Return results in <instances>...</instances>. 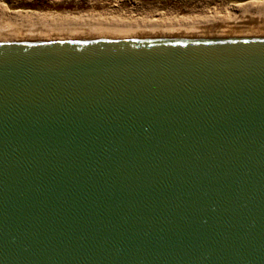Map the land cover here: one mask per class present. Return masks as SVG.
Instances as JSON below:
<instances>
[{
  "label": "water",
  "instance_id": "95a60500",
  "mask_svg": "<svg viewBox=\"0 0 264 264\" xmlns=\"http://www.w3.org/2000/svg\"><path fill=\"white\" fill-rule=\"evenodd\" d=\"M0 264H264V40L0 45Z\"/></svg>",
  "mask_w": 264,
  "mask_h": 264
},
{
  "label": "bare ground",
  "instance_id": "6f19581e",
  "mask_svg": "<svg viewBox=\"0 0 264 264\" xmlns=\"http://www.w3.org/2000/svg\"><path fill=\"white\" fill-rule=\"evenodd\" d=\"M227 7L223 12H214L209 17L190 18L195 20L193 22H185L182 19L178 22L171 18L172 21L164 23L157 21L158 19L146 22L141 17L121 18L115 16V12L112 14L108 11L76 16L8 13L0 5V45L75 41H194L252 38L264 40V2ZM105 14L111 15L108 17Z\"/></svg>",
  "mask_w": 264,
  "mask_h": 264
},
{
  "label": "rangeland",
  "instance_id": "374dc122",
  "mask_svg": "<svg viewBox=\"0 0 264 264\" xmlns=\"http://www.w3.org/2000/svg\"><path fill=\"white\" fill-rule=\"evenodd\" d=\"M261 2L264 0H55L54 2L52 0L50 2L47 0H31L30 2L26 0H0V5L8 13L69 14L76 16L108 11L112 14L115 12L114 15L121 18L126 16L141 17L146 22L154 19H158L159 22L172 20L179 22L181 19L185 22H193L195 20L190 18L209 17L214 12H223L227 6ZM105 15L109 17L111 14ZM171 18L173 19L170 20Z\"/></svg>",
  "mask_w": 264,
  "mask_h": 264
},
{
  "label": "crops",
  "instance_id": "0c3cea01",
  "mask_svg": "<svg viewBox=\"0 0 264 264\" xmlns=\"http://www.w3.org/2000/svg\"><path fill=\"white\" fill-rule=\"evenodd\" d=\"M17 1H19V0H17ZM27 2H30L31 0H26ZM48 2H50V0H47ZM55 0H52V2H54ZM61 1H63V0H61Z\"/></svg>",
  "mask_w": 264,
  "mask_h": 264
}]
</instances>
